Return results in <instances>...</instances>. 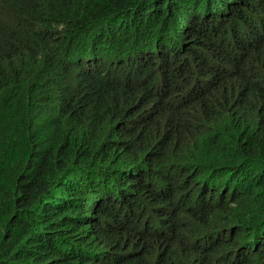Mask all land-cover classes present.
Instances as JSON below:
<instances>
[{
	"label": "trees",
	"instance_id": "trees-1",
	"mask_svg": "<svg viewBox=\"0 0 264 264\" xmlns=\"http://www.w3.org/2000/svg\"><path fill=\"white\" fill-rule=\"evenodd\" d=\"M0 264H264V0H0Z\"/></svg>",
	"mask_w": 264,
	"mask_h": 264
},
{
	"label": "rangeland",
	"instance_id": "rangeland-1",
	"mask_svg": "<svg viewBox=\"0 0 264 264\" xmlns=\"http://www.w3.org/2000/svg\"><path fill=\"white\" fill-rule=\"evenodd\" d=\"M192 261H190L189 263H191Z\"/></svg>",
	"mask_w": 264,
	"mask_h": 264
}]
</instances>
